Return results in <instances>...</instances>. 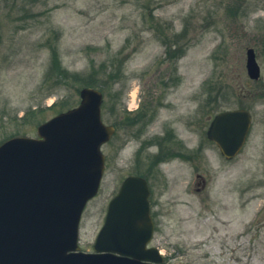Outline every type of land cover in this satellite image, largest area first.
Masks as SVG:
<instances>
[{
  "label": "rangeland",
  "instance_id": "rangeland-1",
  "mask_svg": "<svg viewBox=\"0 0 264 264\" xmlns=\"http://www.w3.org/2000/svg\"><path fill=\"white\" fill-rule=\"evenodd\" d=\"M83 87L101 91L102 121L116 125L82 213L83 250L124 178L151 164L166 264H264V0H0V144L35 137ZM238 107L251 127L227 161L206 130ZM171 123L183 144L166 136Z\"/></svg>",
  "mask_w": 264,
  "mask_h": 264
},
{
  "label": "water",
  "instance_id": "water-1",
  "mask_svg": "<svg viewBox=\"0 0 264 264\" xmlns=\"http://www.w3.org/2000/svg\"><path fill=\"white\" fill-rule=\"evenodd\" d=\"M246 70L259 78L252 49ZM79 95L77 106L39 124L36 137L15 136L0 144V264L162 262L145 248L152 224L147 182L139 176L125 178L110 200L93 252L79 250L81 213L105 167L101 145L114 131L101 119V91L83 87ZM249 125L248 111H225L213 118L207 135L231 158Z\"/></svg>",
  "mask_w": 264,
  "mask_h": 264
},
{
  "label": "flooded vegetation",
  "instance_id": "flooded-vegetation-1",
  "mask_svg": "<svg viewBox=\"0 0 264 264\" xmlns=\"http://www.w3.org/2000/svg\"><path fill=\"white\" fill-rule=\"evenodd\" d=\"M249 48H252L253 49V52H254V54H255V58H256V51H255V49L253 48V47H248L247 49H246V53H247V50L249 49ZM246 60V59H245ZM234 109H245V110H247L248 112H249V114H250V119H251V121H252V113H251V110L250 109H247V108H245V107H238V108H234ZM227 110H231V109H226V110H222V111H227ZM222 111H219V112H222ZM218 112V113H219ZM218 113H216V114H214L211 118H210V121H209V123H208V127H209V124L211 123V121H212V119L218 114ZM209 116V115H208ZM165 121V120H164ZM108 125H111V126H113V128H114V133L116 132V125L115 124H108ZM169 126V128L170 129H167V137H168V134L171 132V135L173 136V139H174V143H177L178 145H181V144H183V141L180 139V137L178 136V133L177 132H175L174 131V128H173V126H172V123H171V125L169 124V125H167V127ZM207 127V128H208ZM174 132V134H173V132ZM114 133H113V135H114ZM163 134V133H162ZM112 135V136H113ZM164 135V134H163ZM166 137V138H167ZM206 137H207V139L211 142V143H213L214 145H215V143L212 141V140H210L209 138H208V136H207V130H206ZM111 139V138H110ZM109 139V140H110ZM108 140V141H109ZM218 148V147H217ZM185 149H188V148H186V146L184 147V150ZM171 150H173L172 148H171ZM190 151L188 150V152H185V151H183L182 153H179L180 155L182 154L184 157L186 156H188V153H189ZM219 152H220V150H219ZM184 153V154H183ZM220 154H221V156H223L222 155V153L220 152ZM224 158H225V156H223ZM234 158V157H233ZM233 158H230V159H227V158H225L227 161L228 160H232ZM146 166H148V168L146 167V170L145 169H142L143 167H145L144 165H142V166H140V168H141V171H139L138 173H136V174H130V175H139V176H142L143 178H145L146 179V181H147V183H148V186H149V191H150V193H149V215H150V218H151V224H152V230H151V236H150V238H149V240L147 241V243L145 244V248H147V250H149V251H151V253H153V250H156L157 252L158 251H160V245H159V240L157 239V237H158V234H159V231H160V217H161V212H162V209L161 208H163L162 207V203H160L159 202V199H157V198H154V191H153V188H152V185H151V177L153 176V175H155V173L154 172H152L151 171V169H152V165L151 164H147ZM128 176V175H127ZM162 181L163 182H166V177H165V175L163 174L162 175ZM198 183H200L201 185V187H197V189L198 188H205V186H206V180H205V178H203L202 176H200V181H198ZM172 184H170L168 187V189L167 190H171L172 189ZM171 201L173 202V199H171ZM109 202V201H108ZM108 202H107V204H106V207H105V210H104V212H103V216H102V220H101V222H100V224H99V226H98V228H97V230H96V232H95V234H94V237H93V240H92V242H91V247L89 248V249H87L88 251H91V249H92V246H93V243H94V240H95V237H96V235H97V233H98V231L100 230V228L102 227V225H103V223H104V219H105V214H106V211H107V205H108ZM177 203L174 201L173 203H170V202H167V203H165V205H167L169 208L170 207H175V205H176ZM163 261H164V263H167L166 262V260H165V258L163 259ZM153 264H154V262H152Z\"/></svg>",
  "mask_w": 264,
  "mask_h": 264
}]
</instances>
